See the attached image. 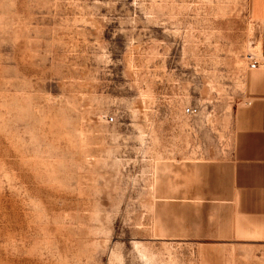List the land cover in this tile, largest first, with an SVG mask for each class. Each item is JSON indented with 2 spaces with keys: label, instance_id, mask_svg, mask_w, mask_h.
Listing matches in <instances>:
<instances>
[{
  "label": "rangeland",
  "instance_id": "rangeland-1",
  "mask_svg": "<svg viewBox=\"0 0 264 264\" xmlns=\"http://www.w3.org/2000/svg\"><path fill=\"white\" fill-rule=\"evenodd\" d=\"M249 55L253 0H0V264H264L231 206Z\"/></svg>",
  "mask_w": 264,
  "mask_h": 264
},
{
  "label": "crops",
  "instance_id": "crops-1",
  "mask_svg": "<svg viewBox=\"0 0 264 264\" xmlns=\"http://www.w3.org/2000/svg\"><path fill=\"white\" fill-rule=\"evenodd\" d=\"M253 12L264 22V0H253ZM249 85L255 101L239 118L231 206L241 216L244 239L264 243V70H254Z\"/></svg>",
  "mask_w": 264,
  "mask_h": 264
},
{
  "label": "built area",
  "instance_id": "built-area-1",
  "mask_svg": "<svg viewBox=\"0 0 264 264\" xmlns=\"http://www.w3.org/2000/svg\"><path fill=\"white\" fill-rule=\"evenodd\" d=\"M250 69L252 70H258V69H264V56L262 58H258L255 55H249L248 57ZM188 112H192V109H188Z\"/></svg>",
  "mask_w": 264,
  "mask_h": 264
}]
</instances>
